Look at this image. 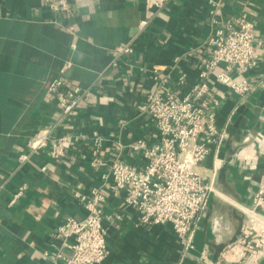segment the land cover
<instances>
[{"label":"crops","instance_id":"1","mask_svg":"<svg viewBox=\"0 0 264 264\" xmlns=\"http://www.w3.org/2000/svg\"><path fill=\"white\" fill-rule=\"evenodd\" d=\"M66 1L67 9L53 10L45 0H0V264L64 262L70 240L56 231L67 216H85L76 193L100 183L89 165L87 135L97 130L106 137L104 158L142 168L144 147L133 145L157 139L142 108L154 87L149 69L170 72L167 87L182 92L210 52V0H165L160 7L158 0ZM213 1L223 19L245 14L254 23L259 58L249 70L229 71L254 86L246 96L215 81L223 64L209 81L207 98L217 103L216 125L225 134L196 168L205 178L215 174L217 193L199 221L194 247L182 257V240L169 223H140L137 210L125 204V191L106 187L107 256L95 264H264V236L239 241L248 224L242 207L264 185V0ZM125 44L132 52L111 67L114 50ZM67 63L69 81L90 89L76 116L55 123L59 109L47 87ZM181 74L188 85L177 82ZM51 125L52 134L70 136L65 154L52 159L47 147L20 162L18 156L29 152L28 138ZM217 217L220 232L213 229Z\"/></svg>","mask_w":264,"mask_h":264},{"label":"built area","instance_id":"2","mask_svg":"<svg viewBox=\"0 0 264 264\" xmlns=\"http://www.w3.org/2000/svg\"><path fill=\"white\" fill-rule=\"evenodd\" d=\"M45 1L53 10L67 9L68 6L66 0ZM164 1L158 0L155 4L160 7ZM209 2L213 6L210 10L213 30L207 40L210 52L201 59L196 81L182 92L174 91L167 87L171 81L170 72L157 67L149 69L154 87L144 96L142 108L152 120L157 139L145 147L144 140L139 138L133 145L135 149L144 147V166L137 168L120 158H104L101 148L106 137L97 130L87 135L89 165L99 172L100 183L88 193H76L86 210L85 216H67L56 231V236L70 240L68 245L72 250L62 264H95L106 258L107 232L102 211L106 187L125 191V204L137 210L140 223H169L182 240V257L194 247L193 237L199 221L212 195L217 193L215 174L205 178L196 168L209 154L210 144L220 147L225 134V130L216 125L217 103H211L207 98L209 81L216 67L223 64L224 69L215 74V81L229 86L240 96H246L254 86L246 78L233 79L229 71L234 67L249 70L259 58L253 43L254 23L245 14L223 19L217 3ZM146 24L147 19H141L139 28ZM68 29L71 31L72 27ZM132 50L131 44L116 48L109 65L118 67L121 56ZM69 66V63L65 64L47 87L59 109L55 123L76 116L90 89L69 81L65 75ZM177 82L182 86L188 85L184 74L177 77ZM53 127L51 125L30 136L27 140L29 152L20 154L18 160L24 162L30 152L47 147L50 158L62 157L70 144V136L52 134ZM242 209L248 224L242 228L239 241L245 243L249 236L254 235L261 240L264 236V185L255 192L252 204ZM220 222L219 217L213 220L215 232L221 231Z\"/></svg>","mask_w":264,"mask_h":264}]
</instances>
